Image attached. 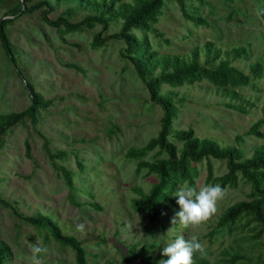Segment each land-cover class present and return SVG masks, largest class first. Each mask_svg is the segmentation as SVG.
<instances>
[{
	"label": "rangeland",
	"instance_id": "obj_1",
	"mask_svg": "<svg viewBox=\"0 0 264 264\" xmlns=\"http://www.w3.org/2000/svg\"><path fill=\"white\" fill-rule=\"evenodd\" d=\"M42 0H0V17L15 57L13 62L0 40V113L22 111L30 103L27 82L49 99L40 106L35 125L26 116L0 135V193L11 204L0 202V240L8 251L4 264H30L33 246L46 247L38 254L42 264H76L67 244L53 239L43 228L23 220V215L50 214L66 233L79 239L86 249L88 264H156L167 258L162 248L183 235L197 236L205 254L194 255L195 264H264V237L252 211L244 212L223 225L219 217L226 208L248 201L257 194L251 180L238 170L233 183L222 187L224 197L216 213L206 222L190 228L172 224L179 211L175 190L190 184H219L207 177L227 171L226 158L213 155L190 162L191 181L178 179L168 196L167 208L157 219L148 216L147 193L158 180L155 171L141 160L167 157L158 144L148 146L161 126L162 108L153 100L145 81L125 55L126 41L110 37L94 44L93 35L119 30L123 17H111L106 28L100 22L67 30L43 17L64 16L78 22L96 10L78 0H46L49 7L21 12L18 3L30 6ZM121 1L116 0L114 7ZM189 14L205 23L188 20L175 0H164L159 18L148 30L132 28L146 37L158 62L148 73L170 69L164 57L178 55L189 61L196 49L198 63L207 69L230 58L229 65L246 75L255 61L262 63L261 75H252L248 85H218L201 72L179 84L161 82L159 93L175 100V112L167 136L177 149L176 133L191 129L198 138L215 139L220 146H236L242 159L264 143V0H184ZM211 49L206 52L208 43ZM247 48L241 56L233 50ZM240 136V143L237 142ZM62 156L51 157L44 146ZM72 172L74 188L69 192L62 171ZM220 185V184H219ZM85 224V232L76 230Z\"/></svg>",
	"mask_w": 264,
	"mask_h": 264
},
{
	"label": "trees",
	"instance_id": "obj_2",
	"mask_svg": "<svg viewBox=\"0 0 264 264\" xmlns=\"http://www.w3.org/2000/svg\"><path fill=\"white\" fill-rule=\"evenodd\" d=\"M80 3H89L96 12L88 14L82 20L76 22L68 21L64 16H57L51 19L46 16L43 11L44 19L54 26L63 25L67 30L79 29L82 24H91L94 21L100 22L103 28L108 26L111 17L119 14L122 15L123 20L118 31L106 35L96 33L93 35L94 44H101L110 37H120L126 41L127 45L125 55L130 58L136 73L145 81L152 99L157 101L162 108L161 126L155 137H152L147 145L153 146L158 144L167 152V157L158 158L154 161L141 160L138 165H146L149 169L155 171L158 175V180L152 184L147 193V211L150 219L154 220L167 208L162 197L168 196V192L174 189L176 180L192 179V170L190 162L198 161L202 158L213 155L219 158H226L227 171L219 176H212V169L210 164L207 165V177L212 180H219V184L223 186L226 183H233L235 180V172L238 170L245 178H249L253 185V191L257 195L248 201L234 202L229 205L224 213L218 219V225H223L235 217L242 215L244 212L252 211L255 220L260 224L259 232L264 237V143L257 146L253 154L248 158L242 159L243 151L236 146H220L215 139L209 137L198 138L193 134L191 129H181L176 133V136L181 139V148L178 150L176 145L168 140L167 136L170 132L172 117L175 112V100L172 96L159 93L158 87L161 82H166L172 85L189 81L204 73L210 80L216 82L218 85H225L226 83H239L248 85L251 74L261 75L262 63L255 61L250 66V73L244 75L241 70L229 65L230 58L226 57L220 59L217 65L212 69H207L202 64L198 63L196 49L193 51V56L189 61L173 55L171 57H164L166 65L170 69H163L159 73L150 75L149 71L158 62L155 59L152 50H149V42L146 37L140 39L132 32V28H141L148 30L150 24L157 21L161 11L164 0H134L133 2L121 1L118 7H114L116 0H78ZM179 5L184 16L196 23H205V20L198 15H191L185 9L184 0H175ZM206 1V0H200ZM26 2V0H23ZM45 4L50 6L46 0L38 1L30 6H24V3H18V9L21 12L36 8ZM5 18L0 17V40L3 49L6 51L10 59L15 62V57L11 47V40H9L5 30ZM206 52L211 49L210 42L208 43ZM247 48L240 46L233 50V56H242ZM29 89L30 103L22 111H13L5 114L0 113V135L15 122H21L24 118L29 117L32 124L35 125L38 116L37 111L40 106L49 104L50 100L45 99L41 94L35 90L34 85L27 82ZM252 132L257 135H264V132L252 129ZM237 142L240 143L241 138L237 135ZM44 146L53 156H62L67 153L65 150H60L54 153L48 147V138H44ZM62 171L63 177L68 185L69 192H72L74 185L72 181V172L64 165H57ZM0 202L6 205L11 203L1 196ZM20 218L28 221L37 229H45L48 234L56 241L67 244L74 252V259L76 264H88L86 249L82 242L74 235L66 233L62 230L58 222L50 215L45 213L26 214L23 215L16 212ZM7 245L0 240V264H4V258L7 254ZM167 259V258H165ZM264 263V258H263ZM156 264H159L156 262Z\"/></svg>",
	"mask_w": 264,
	"mask_h": 264
},
{
	"label": "clouds",
	"instance_id": "obj_3",
	"mask_svg": "<svg viewBox=\"0 0 264 264\" xmlns=\"http://www.w3.org/2000/svg\"><path fill=\"white\" fill-rule=\"evenodd\" d=\"M226 190L219 184H190L185 181L180 185L173 195L178 197L176 203L179 211L175 213L171 223H177L184 228L196 227L208 221L217 211V202L225 195ZM76 230L84 233L85 224L78 223ZM30 264H42L40 253H46V247L39 244L33 246ZM196 253L203 256L205 247L197 236L185 239L183 235L177 236L174 240L167 242L162 248V254L167 259H162L159 264H195L194 255Z\"/></svg>",
	"mask_w": 264,
	"mask_h": 264
}]
</instances>
